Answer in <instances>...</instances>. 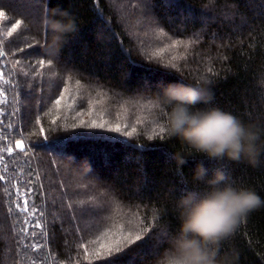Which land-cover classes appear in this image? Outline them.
<instances>
[{
  "label": "trees",
  "instance_id": "obj_1",
  "mask_svg": "<svg viewBox=\"0 0 264 264\" xmlns=\"http://www.w3.org/2000/svg\"><path fill=\"white\" fill-rule=\"evenodd\" d=\"M0 11V264H154L181 198L208 190L194 177L201 165L205 180L219 171L260 200L218 242V259L264 264V0H0ZM69 20L74 31H52ZM169 83L255 132L251 159H209L161 133L153 103ZM85 88L136 132L81 124ZM127 232L141 239L95 255Z\"/></svg>",
  "mask_w": 264,
  "mask_h": 264
},
{
  "label": "clouds",
  "instance_id": "obj_2",
  "mask_svg": "<svg viewBox=\"0 0 264 264\" xmlns=\"http://www.w3.org/2000/svg\"><path fill=\"white\" fill-rule=\"evenodd\" d=\"M50 27L54 33L74 31L70 20L64 24L53 22ZM54 40H60V36H54ZM161 92L162 98L153 103L166 117L159 131L178 137L188 148L209 159L238 161L242 155L250 159L254 155L256 133L219 109H195L196 104L203 102L196 89L169 83ZM162 105L168 106V110ZM177 161L181 165L185 163L179 157ZM194 177L205 181L208 190L197 197L181 198L178 231L168 238V246L162 249L154 264H222L216 245L260 203L253 192L224 183V175L219 171L205 180L207 170L201 165Z\"/></svg>",
  "mask_w": 264,
  "mask_h": 264
},
{
  "label": "snow or ice",
  "instance_id": "obj_3",
  "mask_svg": "<svg viewBox=\"0 0 264 264\" xmlns=\"http://www.w3.org/2000/svg\"><path fill=\"white\" fill-rule=\"evenodd\" d=\"M5 15H6L5 12L0 11V18H3ZM20 23L21 22L19 20H17L15 22V24L12 25L11 29L9 30V35H11L12 32H14L17 29V27H19ZM172 46L173 47H176V44L173 43ZM2 55H3V53L0 52V56H2ZM40 64L43 67L44 61L41 60L40 61ZM64 99H65V95L62 92L61 93V97L59 99H57L56 102H55L56 105L59 106L61 104L62 100H64ZM83 123H84V121L81 120V124H83ZM104 126H105V122L103 120L100 123H97L95 120H93L92 121V124H91V127L103 128ZM124 127H127V125H124ZM110 130L111 131H115V132H120L122 130V126L119 123H116V124L110 126ZM41 132H43V129H41ZM134 132H136V128L135 127L131 128L130 131L125 132L124 135H131ZM160 132L163 133L162 131H160ZM16 147L17 148H23L24 145L22 144L21 141L18 140V141H16ZM8 151L11 152L12 149L9 148ZM0 179H2V177H0ZM23 211L24 212H28L29 211L28 206H27V201L24 202ZM35 211H36V209L33 208L32 209V212L35 213ZM34 227H40L39 222H36V224L34 225ZM23 231L25 233H27V231H28L27 226H25V228L23 229ZM144 231H147V229H144ZM140 239H141V236L139 234H133L131 232L124 233L122 236H117L115 239L110 240L107 243L102 242L100 244L99 248H97L95 250V255L96 256H105V257H108V256H111L113 254L120 253L121 250H122V248L126 244L127 245H130L134 241H139ZM159 254H160V252L157 255H159ZM85 255H87V253H85Z\"/></svg>",
  "mask_w": 264,
  "mask_h": 264
},
{
  "label": "rangeland",
  "instance_id": "obj_4",
  "mask_svg": "<svg viewBox=\"0 0 264 264\" xmlns=\"http://www.w3.org/2000/svg\"><path fill=\"white\" fill-rule=\"evenodd\" d=\"M94 93H95L94 90H92L90 88H85V91H84L83 95H85L84 98L88 99V103L85 104L84 110L81 113V114L84 113L83 121L86 122L87 125L92 130H94L95 127H91L92 121L95 120V117H97V118L99 117V118H101V120H103L105 122V126L104 127H106V125H107V128H110V126L116 124V122H112V120L108 117L110 115H108V116L106 115V113L108 112V110L105 108L106 105H101V107H103V108L95 107V105L97 104V103H95V101H96V98L98 97V95H96ZM1 100H0V103L2 102ZM78 104H76V107H78ZM128 122H129L128 120H124L122 123L120 121H118V123L122 126V130L121 131H129V127L130 126L128 125ZM124 125H127L128 127H124ZM101 129H103V128H101ZM25 201H27V200L23 199L21 201V205H19V209L22 210V211H23V206H24V202ZM27 206L28 207L30 206L29 201H27ZM24 213H26L27 216H30L32 211H28V212H24Z\"/></svg>",
  "mask_w": 264,
  "mask_h": 264
}]
</instances>
